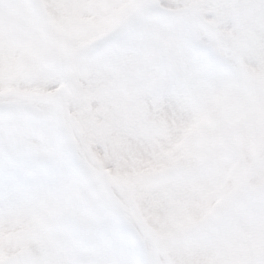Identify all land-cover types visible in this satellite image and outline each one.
Wrapping results in <instances>:
<instances>
[{"label":"snow or ice","instance_id":"obj_1","mask_svg":"<svg viewBox=\"0 0 264 264\" xmlns=\"http://www.w3.org/2000/svg\"><path fill=\"white\" fill-rule=\"evenodd\" d=\"M0 264H264V0H0Z\"/></svg>","mask_w":264,"mask_h":264}]
</instances>
